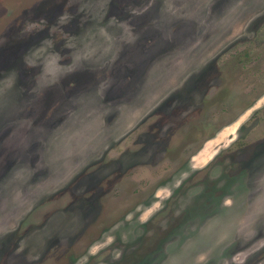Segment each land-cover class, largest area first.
I'll return each mask as SVG.
<instances>
[{"label": "rangeland", "instance_id": "rangeland-1", "mask_svg": "<svg viewBox=\"0 0 264 264\" xmlns=\"http://www.w3.org/2000/svg\"><path fill=\"white\" fill-rule=\"evenodd\" d=\"M0 264H264V0H0Z\"/></svg>", "mask_w": 264, "mask_h": 264}]
</instances>
